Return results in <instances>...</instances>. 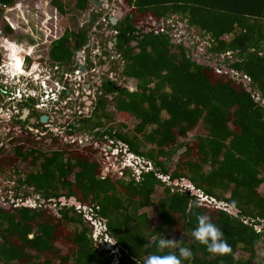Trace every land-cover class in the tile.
Wrapping results in <instances>:
<instances>
[{"label":"trees","instance_id":"16d2710c","mask_svg":"<svg viewBox=\"0 0 264 264\" xmlns=\"http://www.w3.org/2000/svg\"><path fill=\"white\" fill-rule=\"evenodd\" d=\"M87 2L74 0L75 12L80 15ZM124 2L130 11L110 27L118 32L113 46L124 62L121 75L137 82V92L106 79L103 96L94 105L97 118H80L69 127L82 125L104 141L121 143L128 155L153 164L154 169L144 167L139 179L130 170L124 171L128 181L103 179V164L92 145L83 147L84 151L63 148L50 155L15 148L17 160L31 159L32 168L15 184L32 189L45 204L14 207L7 200L4 204L10 209L0 204V264H145L149 255L178 254L179 247L192 251L183 264H264V250L262 255L258 251L264 241V195L260 192L264 184V0ZM51 4L61 14L69 13L61 0ZM175 16L209 37L206 64L195 58L194 44L176 43L170 29L156 33L158 27H152L154 21ZM88 41L85 33L66 30L54 43L51 57L68 63L73 50H81ZM224 67L249 78L252 92L241 77L235 80ZM109 94L115 95L112 100ZM109 103L126 122L128 118L137 122L134 129L127 131V123L103 129L104 122L113 118L107 112ZM199 124L206 135L189 139ZM177 155L175 168H169ZM4 160L0 158V173L9 170ZM161 176H169L171 182L189 180L204 196L225 203V209L202 205L192 190L165 186ZM160 187L163 194L156 206L160 222L151 228L146 213L136 214L154 207L153 196ZM71 197L106 224L116 255L96 249L99 244L92 240L94 229L85 211L62 202ZM193 201L198 206L189 210ZM47 204H55L57 214ZM227 206L238 214L233 216ZM198 214L209 216L223 231L230 253L211 254L194 240ZM177 236L181 238L176 249L158 248L162 237Z\"/></svg>","mask_w":264,"mask_h":264},{"label":"rangeland","instance_id":"374dc122","mask_svg":"<svg viewBox=\"0 0 264 264\" xmlns=\"http://www.w3.org/2000/svg\"><path fill=\"white\" fill-rule=\"evenodd\" d=\"M44 0H42L43 2ZM104 1V6L106 4H108V8L111 7V13H114L117 11L118 7H122L125 14L130 11V9L128 8V6L125 4L124 0H102ZM62 2L64 3L65 6H67L68 8H72V6H74V0H62ZM30 3L35 4L36 7L34 9L39 8L40 5H37L39 3V0H30ZM91 8V6H89ZM88 7V8H89ZM106 6L104 9V15L107 13L106 11ZM34 9H32L31 11H33ZM91 13H93L91 11ZM113 14V15H114ZM100 14H97V16H99ZM88 15H86V17L82 18V14H78L77 12H75V10H72L71 12H69L68 14L64 15L63 19H61L62 21H58V24L60 27H67L68 24L71 25V28L74 29L75 26L78 27L79 24H81L82 22H85V20H87ZM13 19V18H12ZM16 19V17H15ZM163 23H166L168 27L173 28L176 31V39L175 42L176 43H180V42H185L186 45L188 46H192L193 44L195 46V58L197 59L202 58V59H206L209 58V53L207 50V47L210 44L209 41V37L208 36H204L202 35L203 33L201 31H199L198 28L189 25L188 22L185 19L180 18L179 16H175L173 18H171L170 20L164 19L162 20ZM155 27V25L152 24V27ZM111 27L110 25H108V23L104 22V42L107 43L109 45V42L111 41L113 35H114V30L110 31ZM113 29V28H112ZM106 30L109 31V37L105 35ZM179 37V38H178ZM112 42V41H111ZM113 47V46H112ZM106 50L104 49V52ZM118 55V54H117ZM118 59L116 60V62H105L104 65L100 66V68H104V79H112L115 80L118 86H123L126 88H130L132 87L131 85L126 84V82L124 81V78L121 74L124 68V62L122 61V58L117 56ZM222 63L220 62V65ZM223 65V64H222ZM53 73L51 72V75ZM99 75L101 76V73H99ZM231 76H233L231 74ZM41 78V80H43V77H39ZM245 85V84H244ZM248 87V86H247ZM6 95V94H5ZM115 95H108L107 98L112 100L113 97ZM4 99H6V101L8 100V97L3 95L2 100H1V95H0V117H2V115L4 116L6 114V101H4ZM76 106L78 104H75ZM87 105V104H86ZM85 105V112L90 114L91 111L93 110L92 107H87ZM90 111V112H89ZM107 112L109 114L112 115V120L111 121H105L104 122V127L103 129H106L108 127H115V128H119L121 127V125H123L124 123L130 124L129 129L127 131H131L132 129H134V127L137 125V122L135 120H133V118H128L129 122H126V119H123L121 117V115L119 114V112L117 111V109H115V107L113 106L112 103L108 104L107 107ZM18 116L20 115V109H18ZM87 115V114H86ZM84 115V116H86ZM97 116V115H96ZM93 117V118H97V117ZM90 118H92V116H90ZM104 118V117H103ZM8 119V118H6ZM78 118H54L55 120V124H57L56 127L59 128H54L53 132H51L49 136H46L40 143L39 141H34L32 139V135H25L24 133L21 134V130L19 128V126H15V129H12L11 133H10V137H11V142L10 144H19L21 142H25V144L22 146L23 148H29L28 145L32 146V147H38V149L40 151H44V152H51V150L54 149H63V148H68L70 150L75 149L77 151H84L83 147L87 146V145H92L93 146V150L95 151L96 154V150L98 149V153L101 152L103 154H98L96 158L101 162L104 161V178L106 177H111L114 179L117 178H121V170L122 168H124V162H128L129 160L132 159L131 156H128V159L125 156L126 151L128 152V148L125 147L123 144L118 143L117 145H114V142H112L111 140H107L104 141L102 140L100 137H96L94 135V132L88 130V129H83L82 125L77 128L74 129L72 128L70 130L69 125L70 124H74L76 122V120ZM0 120H2V118H0ZM57 121V123H56ZM80 121V120H79ZM7 123L1 124V127L6 126ZM76 125V124H75ZM80 124H77L76 126L78 127ZM94 126H91V128H93ZM45 130V129H44ZM41 132L43 130H40ZM97 131V130H96ZM35 134L36 132L33 131ZM44 133V132H43ZM47 133V132H46ZM70 134H72L75 137H70V145L68 144V138L67 136H69ZM206 135V131L204 129V126L202 124H199L198 126L195 127V129L193 131H191L189 133V139L195 138L197 136H204ZM41 136V135H40ZM13 138H15L13 140ZM54 139V140H50V139ZM75 140V142H74ZM7 142V141H5ZM66 142V143H65ZM68 142V143H67ZM28 143V145H27ZM39 143V144H37ZM10 147H12L11 145H8L6 147H2L4 149L8 148L10 149ZM125 147V148H124ZM149 150V148L147 149V151ZM184 151V149H182L180 152ZM2 153V152H1ZM129 153V152H128ZM5 155V154H3ZM180 155H177L173 160L172 163L169 165V168L174 169L175 165L178 163ZM104 159V160H103ZM135 159H138L137 157ZM139 161H141L140 163V169H142V166L145 167L147 166V171L153 170L154 166L153 164H146V161L142 160L141 158L138 159ZM139 163V162H138ZM24 165V171L25 172H29L32 168L30 165ZM129 165V164H128ZM138 168V167H136ZM135 168V172L137 175L141 174L139 170H137ZM126 170V169H125ZM133 175V171L130 169V171ZM20 174V175H18ZM14 173L12 171V169L10 168L8 171H1L0 173V196L3 197L0 201H4V199H7L8 201H10L11 203H14V207L16 206H22V204H28L29 207H37V205L39 204H45V200L43 198L39 199L41 196L38 194L33 193L32 189H27L25 187L22 188H18V186L15 184V182L17 181L18 178H23L24 175H22L21 173ZM124 177V176H123ZM138 177V176H137ZM162 181L165 183V186L168 187H174L176 188V186L179 187H183L184 189L187 190H193L195 187L191 186V185H185L183 182H171V180L169 179V176H161ZM123 179H125V181L129 180V177H124ZM138 179V178H137ZM198 194L196 195L197 198L200 200V203L202 205H207L210 206L211 208H217L220 207L222 208L223 206H225V203H218L215 200L212 201L210 198H202V192H200L199 190ZM260 192L264 195V184L260 187ZM163 194V187L158 188V191L155 193V195L153 196V200H154V207L145 210V211H139L137 212L136 215H140L143 213H146L148 216V222H149V226L151 228H156V226H158L160 219L157 216L156 213V206L158 203V200L160 198V196ZM30 196V197H29ZM64 199V198H63ZM64 204V203H63ZM48 208H50L52 210V212L54 214H57V209L58 207H56L55 204H47L46 205ZM83 207V210L85 208V212L88 208L87 205H80L78 207H76L77 209H80ZM132 214L134 215V210L131 211ZM85 217V216H84ZM86 218V217H85ZM87 220L89 222V220H92L91 217H87ZM89 224L93 227L95 224L94 223H90ZM98 228V227H97ZM96 228V231H97ZM95 229V228H93ZM259 230V227L257 228ZM96 235H99V232L97 231L96 234L94 235V238H96ZM181 236H177L176 240L178 241V245L179 246V241H180ZM104 242H107V245H104V249H113L112 245H113V241H110L108 239H105ZM263 250H264V241L262 244H260V248H259V254H263ZM116 250H114L111 254L116 255Z\"/></svg>","mask_w":264,"mask_h":264},{"label":"flooded vegetation","instance_id":"af4514ba","mask_svg":"<svg viewBox=\"0 0 264 264\" xmlns=\"http://www.w3.org/2000/svg\"><path fill=\"white\" fill-rule=\"evenodd\" d=\"M92 1L93 0H88L89 4L91 5V10L88 12V18L86 22L78 26L79 35L82 32L85 33L89 41L82 47L81 50H73L74 55L68 63L65 61H56L52 59L51 51L52 48H54V43L64 36L65 31L71 28L70 26H68L63 34L58 38H51L47 41H45L44 39H39L41 41L37 45L33 46L30 54L31 56L26 57L25 59L26 64L23 71L28 76L31 75V77L33 78L34 75H36L38 78H46L51 71L55 75L56 81L58 83L68 85L66 95L72 99L69 102V108H66V106H64V94L61 93L58 95L59 100L57 105H51L43 108H38L36 105L37 102L34 100L23 99L19 103H16L14 101L10 102L9 100L6 101V99H4V101L7 102L5 107L6 114L0 117L2 118V120H0V125L3 124V122L7 123V125L4 127L0 126V158H2L3 160L5 159L4 166H8L9 169L11 168L14 173L22 172V175H25L23 164H28L31 166V159L19 161L17 160L19 158H17L16 154L14 153L15 148H21L23 153H31L30 150L35 149L40 153H44L46 155L53 154L55 151L59 150L54 149L51 150V152L47 153L44 151H40L38 149L39 146L32 147L28 145V143L27 145L29 146V148H23L22 146L25 144V142H21L17 145L10 144V133L12 129H15V126H19L20 130L22 131L21 134L24 133L25 135H32V139L35 142L39 141L40 143L46 136L51 135L50 133L53 132L54 128H59L56 127L57 124H55L54 118H76L73 114H66L65 112L67 109L74 108V105L78 101L90 102L92 99V102L90 105H88V107H92L93 110L87 118H90V116H92L93 118L97 115L93 114L94 105L96 104L95 102L97 101L98 97L103 96L104 90L102 89V85L104 81H106V79H104V68H100V66L104 65V61L109 63L114 62L118 59V55L114 49V46L110 47V45L104 42V23L102 21V18L104 17V9L100 10L97 6L93 5ZM86 10H84V12ZM91 11L93 13H91ZM85 13L87 15V12ZM97 14L100 15L97 16ZM29 26L32 30H34L35 36L38 35L40 38V33L38 32L39 29L42 28L40 23L36 24L34 21H30ZM46 26L52 28L53 22H46L45 27ZM112 37H114V35ZM104 49L106 50L105 52ZM81 53L82 55H79ZM16 63L18 65L17 67L21 66V62H19L17 59ZM78 68L83 70L85 72V75L81 78L80 81L74 82L73 78L75 77V71ZM99 73H101V76L99 75ZM2 94L4 93L0 94L1 100L3 97ZM5 96L8 97V94H4V97ZM18 109H20L19 116L17 115ZM25 111H27L28 113L25 114ZM24 115L26 119L21 120ZM101 115L102 114H99L100 118H103V116ZM42 117H46L48 118V120L45 123H42ZM89 126H95V124H90ZM40 130L43 131L41 132ZM97 130L99 129L97 128ZM33 131H35L36 134ZM14 139L15 138H13V140ZM50 140L52 141L54 139L51 138ZM68 144L70 145V143ZM8 145H11L12 147H10V149L2 148ZM14 159H16V162L12 163V160ZM6 201L7 199H4L3 203L0 204L2 205L6 203Z\"/></svg>","mask_w":264,"mask_h":264},{"label":"built area","instance_id":"2783aa9c","mask_svg":"<svg viewBox=\"0 0 264 264\" xmlns=\"http://www.w3.org/2000/svg\"><path fill=\"white\" fill-rule=\"evenodd\" d=\"M50 3H51V0H46V5H50ZM103 4H104V1H103ZM105 6L108 8L109 5L106 4ZM35 7L36 5L33 3L31 4L30 0H14L13 3L11 4L0 3V94L1 93L8 94V100L10 102L14 101L16 103H19L23 99L34 100L37 102L36 105L38 108H43V107H47L51 105L52 106L57 105L58 102L56 101L59 100L58 95L61 93V94H64V99H63L64 106H66V108H69L68 105H69L70 100L72 99L66 95V92L68 90L67 84L64 85V84L58 83L56 81L55 75L54 74L51 75V73L48 74L47 77L45 78V79H50L51 82H44L41 80V78H38L36 75H34V77L32 78L31 75L28 76L23 71L25 64H26L25 59L26 57L31 56L30 55L31 50L33 48L30 46L23 48L24 44L21 41L23 36L32 34L31 33L32 29L29 26L30 21H34L36 24L40 23L42 28H40L38 32L41 33L40 35L42 36V38H44L45 41L50 40L51 38L52 39L58 38L59 36L63 34V31L61 30H59V33L53 32L54 27L52 28L47 27V26L45 27V23L48 21H52L55 26V23H57L56 18L52 20L50 16L44 11L43 8L39 6V8L34 9ZM32 9L34 10L31 11ZM53 12L55 16L59 18L56 15L55 11ZM166 19L170 20L171 18H166ZM102 21L103 23L105 22V23H108V25H110V22L108 18L106 17V15L102 18ZM159 23L163 24V26H158ZM151 24L158 27V29L156 30V33L163 32L166 29H170L169 33H171L172 36L176 38L177 36L176 31L173 28L168 27L167 24L163 23L162 20L154 21ZM113 32H114V36L118 34L117 31H113ZM109 45H111L110 47L113 46L111 41L109 42ZM227 55H230V53H228ZM118 56L120 57V55ZM223 57L224 56H222V58ZM16 59L19 62H21L20 67H17L18 65L16 63ZM75 74L76 75L73 79H74V82H77L81 80V78L85 75V72L81 70L80 68H78L75 71ZM244 78H246L247 80H250L246 76H244ZM124 81L126 82V84L132 86L130 88H126L128 92L130 93L137 92V82L135 80L124 78ZM91 102H92V99L90 102L78 101L76 103L78 104L77 106L74 105V108L67 109L65 113L73 114L76 118H78L77 120H79L80 118H87L89 114L88 113H86L87 115L85 114V112L87 111H85L84 107L86 104H87L86 106L88 107V105H90ZM0 110H1V107H0ZM71 136L75 137L72 134L67 136L68 142L70 141ZM137 162L140 163L141 161L138 160L135 162V164ZM102 164H103L102 178L104 179V161L102 162ZM127 164H129V161L128 163L124 162V165H125L124 167H126ZM130 165L134 167V165L132 164ZM146 169H148L147 166H146ZM120 174L122 175L121 177L124 176L123 168ZM2 198L3 197L0 196V200ZM211 200L214 201L213 199ZM0 203H3V202L0 201ZM217 208H220V207H217ZM222 208H224V206ZM85 216L88 217L87 212Z\"/></svg>","mask_w":264,"mask_h":264},{"label":"clouds","instance_id":"9594fccd","mask_svg":"<svg viewBox=\"0 0 264 264\" xmlns=\"http://www.w3.org/2000/svg\"><path fill=\"white\" fill-rule=\"evenodd\" d=\"M123 19V18H122ZM115 27V26H113ZM111 30H113L111 28ZM51 73V71H50ZM44 82H51L50 79H45L43 78ZM58 102V101H56ZM128 152L126 151L125 156L128 159ZM129 156L134 157L131 160H129V165L127 164L126 167L123 168V170H132L134 173V177L138 176V179L140 178L141 174L137 175L135 172V168L137 170L140 171V173H142L143 170V166L142 169H140V163H136V161H138L137 159H135L136 157L132 154H129ZM128 163V162H127ZM130 164L134 165L131 166ZM146 167V166H145ZM137 178V177H136ZM206 196H204L202 194V198H204ZM208 198V197H207ZM214 200V199H213ZM193 206H198L196 205V202H190L189 204V210H191V208ZM88 208V207H87ZM83 210V209H82ZM89 211H91V208L89 210V208L86 210L88 217H91L92 220H89L90 223H94L95 225L93 226V228H95L93 230V234H92V240L95 244H99L98 247H96L97 250H101L104 249V245H107V242H104L105 239H109V237L107 236V228H106V224L103 221H100L99 219H95V217L89 213ZM85 212V213H86ZM85 215V214H84ZM196 227L193 229L192 231V237L194 238V240L196 242H198L201 245L206 246L207 251L211 254L214 255H226L228 253L231 252V247L229 246V244L227 243V241L224 239V233L223 231L216 226V224H214L211 221V218L207 215H203V214H198L196 215ZM98 227V228H97ZM96 228L97 231L99 232V235H96V238H94V235L96 234ZM112 241V240H110ZM104 244V245H103ZM178 245V241L176 239H169V238H164L162 237L159 241H158V248L161 250L164 249H176ZM113 249H105L107 251H110V254L115 250V244L113 243L112 245ZM118 252V250H116ZM116 252V254H117ZM114 255V254H113ZM192 257V251L189 247H179L178 248V254L177 252H168L166 254H152L149 255L145 261V264H183V261L185 260H190ZM117 264V262L115 263Z\"/></svg>","mask_w":264,"mask_h":264},{"label":"water","instance_id":"95a60500","mask_svg":"<svg viewBox=\"0 0 264 264\" xmlns=\"http://www.w3.org/2000/svg\"><path fill=\"white\" fill-rule=\"evenodd\" d=\"M92 3L95 4V5H97V6L99 7L100 10L105 9V6H104L102 0H93ZM106 11H107V13H106L105 15H106V17L108 18V20H109V22H110V24H111L112 26H117L118 22H119L122 18H124V16L126 15L122 7H118V8H117V11L115 12V14H114V13H111V7H110V8H106ZM113 14H114V15H113ZM105 15H104V16H105ZM158 26H163V24L159 23ZM148 32H149V29L146 30V33H148ZM115 43H117V39H116V38H113V42H112V44L114 45ZM76 45H77V43H76ZM110 46H111V45H110ZM186 46H188V45H186ZM188 47H189V46H188ZM79 55H82V53L79 54ZM197 60H198V62H199L200 64H206L205 59H202V58H199V57H198ZM211 66H213V67L216 66V62H213V63L211 64ZM224 70H225V73L230 74V75L232 74V75H233V78H234L235 80H236L238 77H241V76H242L241 74H238V73L232 72V71H231L230 69H228L227 67H224ZM241 82H242L243 84H245L246 86H248V87H247V90H248L249 92H252L253 89L251 88V81H250V80H247V79L244 78V76H243V77H241ZM24 113L27 114L28 112L25 111ZM25 119H26V117H25V115H24V116L21 118V120H25ZM47 120H48V118H46V117H42V118H41V122H42V123H45ZM178 182H179L178 180L175 181V183H178ZM182 182H183L185 185H191V186H193V184H192L189 180H187V179H184ZM192 194H193V195H197V194H198V191L194 188V189L192 190ZM62 202H63V203H68L70 206H76V207H78V206L81 205V203L78 202L77 199H76L75 197H71L69 200H67V199L64 198V199H62ZM23 206H29V205H28V204H23ZM2 207L6 208V209H10V208H11V206H10L9 204H3ZM224 208H225V207H224ZM226 210H227L229 213H231L233 216H236V215L238 214V210H234V209H232V208L229 207V206L226 207ZM261 228H262V226H259V229H261Z\"/></svg>","mask_w":264,"mask_h":264},{"label":"crops","instance_id":"0c3cea01","mask_svg":"<svg viewBox=\"0 0 264 264\" xmlns=\"http://www.w3.org/2000/svg\"><path fill=\"white\" fill-rule=\"evenodd\" d=\"M61 1H62V0H61ZM37 5H40V7L44 9V11L50 16V18H51L52 20L56 18L57 23H55V26H54V24H53V27H54L53 32H57V33H59V30H61V31L64 32V31L68 28V26L71 27V25H69V24H68L67 27H60V26H59L58 21H62L61 19H63L64 15L61 14V13L56 9V7L53 6L51 3H50V5H46V0H44L43 2H42V0H39V3H38ZM93 5H95V4H93ZM64 6H65V5H64ZM89 6H91V5L89 4V2H87V8H86L87 10L85 11V12H87V15H88V12L91 10ZM95 6H97V5H95ZM88 7H89V8H88ZM97 7H98V6H97ZM65 8H67V9L69 10L68 12H71L72 10H75L74 6H72V8H71V7L68 8L67 6H65ZM98 8H99V7H98ZM53 11H55L56 15H57L59 18H57V17L55 16V14H54ZM85 12H84V10L81 12V14H82V18L86 17V13H85ZM66 14H68V13H66ZM66 14H65V15H66ZM85 22H86V20H85ZM82 23H84V22H82ZM82 23H81V24H82ZM79 25H80V24H79ZM79 25H78V26H79ZM67 30H70V31H77V32H78V27L75 26L74 29L70 28V29H67ZM109 30H110V29H109ZM110 31H112V30H110ZM40 34H41V33H40ZM78 34H79V33H78ZM106 36L109 37V31H108V30L106 31ZM39 39H44V38H42L41 35H40V38H39L38 35L35 36V34H34V30H32V34H31V35L23 36V38H22V40H23L22 43L24 44L23 48H26L27 46L33 47L34 45H37V44L41 41V40H39ZM76 43H77V42H76Z\"/></svg>","mask_w":264,"mask_h":264}]
</instances>
